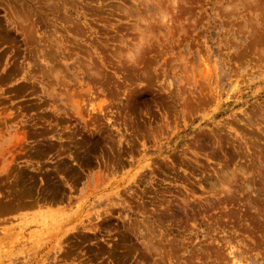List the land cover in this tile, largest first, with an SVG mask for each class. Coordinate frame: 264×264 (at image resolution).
<instances>
[{
	"label": "rangeland",
	"instance_id": "1",
	"mask_svg": "<svg viewBox=\"0 0 264 264\" xmlns=\"http://www.w3.org/2000/svg\"><path fill=\"white\" fill-rule=\"evenodd\" d=\"M0 264H264V0H0Z\"/></svg>",
	"mask_w": 264,
	"mask_h": 264
},
{
	"label": "bare ground",
	"instance_id": "2",
	"mask_svg": "<svg viewBox=\"0 0 264 264\" xmlns=\"http://www.w3.org/2000/svg\"><path fill=\"white\" fill-rule=\"evenodd\" d=\"M39 2V1H38ZM47 3V2H46ZM28 13V12H27ZM16 14V13H15ZM19 17V16H18Z\"/></svg>",
	"mask_w": 264,
	"mask_h": 264
}]
</instances>
